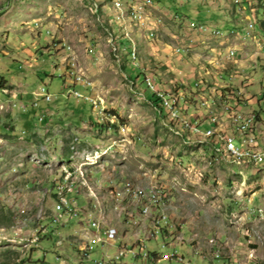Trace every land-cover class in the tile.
Returning a JSON list of instances; mask_svg holds the SVG:
<instances>
[{"label": "rangeland", "instance_id": "374dc122", "mask_svg": "<svg viewBox=\"0 0 264 264\" xmlns=\"http://www.w3.org/2000/svg\"><path fill=\"white\" fill-rule=\"evenodd\" d=\"M262 1L0 0V261L9 254L11 264H76L92 217L115 227L128 248L138 251L142 239L158 253L154 264H264V163L232 157L225 139L231 126L241 133L233 119L245 113L264 151ZM42 86L51 100L33 106ZM226 86L243 112L234 100L220 104ZM159 90L180 105L184 126L148 101ZM202 111L211 124L201 119L196 131ZM73 169L83 219L53 223L65 207L52 185ZM125 184L161 189L152 212L167 215L163 236L123 199Z\"/></svg>", "mask_w": 264, "mask_h": 264}, {"label": "built area", "instance_id": "2783aa9c", "mask_svg": "<svg viewBox=\"0 0 264 264\" xmlns=\"http://www.w3.org/2000/svg\"><path fill=\"white\" fill-rule=\"evenodd\" d=\"M262 8L263 9L261 13L264 15V6ZM259 51H264V47H259ZM223 75L224 74L222 71L221 77H223ZM195 84H197V82H195ZM73 95L77 98L86 99L88 101H95L93 98H88L84 95L82 96L81 92L77 90L73 91ZM35 96L36 98L32 102L33 106L38 105L37 97H41V99H43L45 102H50L51 100L50 94L47 92V90H45L43 86L40 87L39 91H36ZM13 106H15V103L13 104ZM97 106L98 105L96 103V107ZM237 107H240V110L237 109V112H243L241 110V105H237ZM21 108L22 110H25V106H22ZM179 109L180 107H176L177 114L180 117ZM201 119H204L206 120V122H209V118H207V114L205 112H198V116H195V124H193V127L196 128L197 131L201 130ZM39 120H43V116H40ZM225 139L232 141H241L243 154L255 155V157L259 159V163L264 161V151H261V145L255 144V137L252 133V124L242 123V133L240 134H230L227 130V136L225 137ZM72 173H76V170L73 169L67 172H63V175L60 177V180L54 182L52 193L57 194L59 196H64V204L70 205V213H59L57 215H51L49 218H51L53 223H60L61 218L63 216H72L76 219H83V210L78 207V205L80 204L79 198L83 197V191L81 190L82 184L80 182V173L79 180H72ZM95 181L98 182V180ZM61 185H69V192H61ZM122 193L123 199L127 197L130 199V201L136 204V210L138 211L137 215L139 217H145L144 220H149L150 217L152 218L150 222H155V230H160V234L163 236L164 230L168 227L167 215L160 214V212H152V209L156 210V208L153 207V200H161L162 193H150L142 191L141 188H137L129 184H125L123 186ZM119 199L116 200L120 201ZM84 214L90 215V213ZM134 220L135 219L131 217L128 219L127 223L135 224ZM63 221H66V219L64 218ZM88 221L95 220L90 217ZM63 224L64 223H62V225ZM145 228L148 230V226H146ZM90 231L92 232L91 237H87L88 240H86L83 245L79 246L80 261H76V264H146V257H152L149 251H145L143 249V240L140 239L138 236L135 238V241L137 242L136 246L138 248V251H135L134 245H131L130 248L127 247V244L125 243V236L123 234L121 236H113L114 234H117V229L115 227L107 225H104V227H97V221H95V230H88L87 233H89ZM98 247L102 256L99 258H92V251L94 252V250L98 249ZM112 250L114 251L112 252ZM195 253L198 252L195 251ZM128 254L131 257V260L129 262L123 261V257L127 256ZM54 258L58 262H68L66 259H61L58 256H55ZM136 259H138L137 262H135ZM247 259H249V253L247 255ZM179 260L182 262V264H193L191 261L184 260L182 257H179ZM156 261L158 262V260ZM235 264L240 263L236 261ZM247 264H249V262Z\"/></svg>", "mask_w": 264, "mask_h": 264}, {"label": "trees", "instance_id": "16d2710c", "mask_svg": "<svg viewBox=\"0 0 264 264\" xmlns=\"http://www.w3.org/2000/svg\"><path fill=\"white\" fill-rule=\"evenodd\" d=\"M262 3V4H261ZM260 3V5H259V7H263L264 6V0L262 1ZM257 14H259V15H257V22H258V26H259V28L261 29V31L264 33V15L261 13V12H256ZM220 31V30H219ZM223 74L225 75V76H227L228 74L226 73L227 72V70L226 71H224L223 70ZM138 75H141V78H142V81H144L145 82V75H143V74H138ZM129 77H132V76H130L129 75ZM133 79V78H132ZM149 83H151L150 81H148V82H146V84L148 85V86H150L149 85ZM198 85L199 84H196L195 85V87H196V90L198 89L197 87H198ZM230 86V85H229ZM151 87V86H150ZM234 91H236L235 89H233V88H229L228 86H226V87H224V88H221V90H220V97H219V99H220V104H222V103H224V102H228V103H230V101H236L235 103H231V104H233L232 105V107H234V106H237V105H240V103H241V101L239 100V97H238V95L237 94H235V92ZM159 92V93H158ZM178 90L177 91H175V92H173V93H175V95H179L178 94ZM151 94L150 95H148V101L154 106V108H155V111L158 113V115H160V117H162V118H166L167 117V113H166V111L164 110V108L163 107H166V109L167 110H169V112L168 113H170V116H172V114H171V112H172V110H175L176 111V107H180V105L178 104H172V100H168L166 97H171V95H169L165 90H162V91H156V92H150ZM159 94H162L163 96H161V95H159ZM192 94V93H191ZM166 97H165V96ZM185 98L188 100L187 102H189V103H192V101H191V98L190 97H188V96H186L185 95ZM206 100V99H205ZM178 102H180V96H178ZM202 103V102H201ZM164 105V106H163ZM202 105H207L205 102L204 103H202ZM203 112V111H202ZM208 113H209V110H208ZM180 114H181V111H180ZM207 117H209V114L207 115ZM172 119H174L175 121L177 120V121H179V124H180V126H183V122H182V120H184V119H181V117H179V115L177 114V111H176V116H172ZM257 119H258V117H257ZM208 123V122H207ZM168 124H171V122L168 120ZM209 124H211L210 122H209ZM202 125V124H201ZM200 125V126H201ZM212 125H216L215 123H213ZM106 127H110V124H108V126H106ZM207 139V138H206ZM209 140H210V143L212 142V146L214 147V142H213V139L215 140V137L213 136V137H211V138H208ZM71 156V155H70ZM63 158H67L66 160H64V162L66 163V165H69V163H67V161L69 160L68 159V156H63ZM52 184H53V182H52ZM54 185V184H53ZM52 185V186H53ZM53 188V187H52ZM53 197L57 200V202L58 203H60L62 206H63V203H62V201H61V198L57 195V194H53ZM150 255L152 256V257H146V264H154V258H157L158 257V254H157V252H150ZM6 258L4 259V260H1L0 261V264H11L10 263V256H9V254H8V256L6 255L5 256Z\"/></svg>", "mask_w": 264, "mask_h": 264}, {"label": "bare ground", "instance_id": "6f19581e", "mask_svg": "<svg viewBox=\"0 0 264 264\" xmlns=\"http://www.w3.org/2000/svg\"><path fill=\"white\" fill-rule=\"evenodd\" d=\"M134 17H135V15H134ZM206 29H208V28L205 27L203 30H206ZM210 32L213 33V35L214 34H216V35L221 34V32H219L218 29H211ZM149 85L153 88L152 83H149ZM159 95L163 96L162 94H159ZM90 103H91V105L96 106L95 102L90 101ZM171 114H172L173 117L176 116V111L172 110ZM233 122H234V125L236 126V128L241 131V133H242V123L252 124V133L254 134L255 144L257 145L256 142L258 141V139L256 138V136H258V133H257L256 129H254V132H253V127H255V118L253 116H248L245 113L236 114V116L233 119ZM187 124H185V125H187ZM189 128L192 129L193 127L189 126ZM193 129H195V128H193ZM195 130L197 131V129H195ZM231 130H232L231 134H234V132H233L234 130H233L232 126H231ZM226 151L234 158H239V159L245 160V161L253 160L255 162H259V159L256 158L255 155H253V154H243L242 148L237 146L235 144V141L227 139ZM261 163H264V161L261 162ZM64 191L69 192V185H61V192H64ZM142 191H146V192H150V193H161V189L159 190L157 188H149L147 190H142ZM61 201L63 203V206L65 207V213H70V205L64 204V196L61 197ZM160 201L161 200H153V207L154 206H159V204L161 203ZM162 213H163V211H162ZM151 223L153 224V222H151ZM92 226L95 227V222L92 223ZM159 231H158V233H159ZM155 233H156V230H155ZM158 233H156V234H158ZM152 234L154 235L153 232H152ZM79 253H80V251H79ZM216 253L217 252H215L213 254V258H215V254Z\"/></svg>", "mask_w": 264, "mask_h": 264}, {"label": "crops", "instance_id": "0c3cea01", "mask_svg": "<svg viewBox=\"0 0 264 264\" xmlns=\"http://www.w3.org/2000/svg\"><path fill=\"white\" fill-rule=\"evenodd\" d=\"M96 183H97V181H96ZM93 222V221H92ZM92 222H91V225H92ZM95 222V221H94ZM100 223V222H99ZM104 225V224H103ZM93 227V226H92ZM99 227V226H98ZM104 227V226H103ZM88 230H94V229H92L91 228V226H90V224H89V221H88ZM151 235H152V232H151ZM85 242H86V240H85ZM77 252V251H76ZM216 257H218V255L216 256ZM75 261H80V253H79V251H78V253H77V257H75Z\"/></svg>", "mask_w": 264, "mask_h": 264}]
</instances>
